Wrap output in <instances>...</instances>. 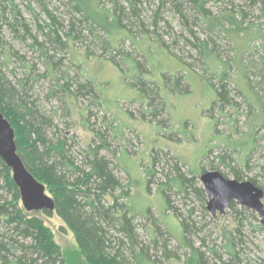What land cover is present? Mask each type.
<instances>
[{"label":"rangeland","instance_id":"374dc122","mask_svg":"<svg viewBox=\"0 0 264 264\" xmlns=\"http://www.w3.org/2000/svg\"><path fill=\"white\" fill-rule=\"evenodd\" d=\"M11 1L39 41L43 38L38 25L46 18L43 5L62 24L60 35L66 31L70 18L66 1ZM101 1L109 6L108 0ZM138 9V19L130 15L126 22L132 24L130 37L138 43L145 36L149 43L161 41L164 49L156 51L150 46L147 49L145 40L140 46L126 39L121 41L120 51L130 53L141 63L145 73L142 89L152 101L144 100L139 88L132 87L133 79L106 61L109 52L101 51L91 38L84 43H70L67 51L48 48L49 56L53 55L51 60L60 61L61 66L47 72L37 47H30V42L13 41L6 27L1 31L5 54L0 57L1 60L6 57V65L0 69L4 86L15 90L17 106L21 101L20 105L34 111L38 121H45L40 132L47 140H65V158L80 164L86 151L103 141L98 155L108 161L120 187L130 188L127 205L134 212L147 210L149 213V219L136 214L133 221L138 242L147 247L149 254L157 255L164 264H185L190 252L185 248L187 243L203 253L209 264L216 261L209 250H214L227 264H264V228L258 215L246 208L243 211V207L235 204L222 215L211 216L206 210L208 199L198 180L200 174L213 168L212 171L230 180H234L233 173H238L242 176L241 182L249 181L264 192V123L247 88L249 83L253 92L261 90L256 69L258 62L264 60L261 40L246 43L233 40L222 31L209 33L188 0H162L161 3L152 0ZM204 9L211 15L243 11L247 16L245 25L264 27V15L247 0H209ZM201 42L207 44L219 61L228 64L223 81L219 82L218 71L206 72L213 63L208 61V67L202 64L197 49ZM142 49H147L148 54ZM87 51L90 54L86 56ZM12 54L15 56L11 57ZM120 66L126 70L123 64ZM87 77L96 87L99 104H91L90 98L79 94L73 96L76 83L84 82ZM173 79H179L177 92L170 88ZM209 84L218 91V98ZM159 104L164 106L163 111L158 117H152L150 113L157 111ZM85 120L88 122L83 123ZM97 136L102 138L99 140ZM122 153L125 154L120 156ZM176 166L181 173L197 180L182 193L168 188L165 198L171 207L163 213L165 205L158 191L166 176L174 175ZM150 168L154 174L149 178L151 183L146 193L143 172ZM197 189L203 192L201 198L196 194ZM0 190L1 205L4 200L10 201V196ZM119 191L120 188L115 189L113 197ZM105 198L109 204L113 202L109 195ZM121 202L119 199L118 203ZM262 204L264 207V196ZM174 213L188 223L185 243L180 236V220L174 218ZM36 215L52 231L65 259L79 251L72 232L54 211L50 216L42 212ZM151 220L158 221V233L162 236L153 233ZM227 236L237 240L238 262H228L224 253ZM9 238L26 244L23 242L26 239L2 226L0 240ZM152 238L159 245L166 244L168 258H162V249L151 248ZM109 239L114 243L113 237ZM19 253L15 251V255ZM79 259L85 263L83 256Z\"/></svg>","mask_w":264,"mask_h":264},{"label":"trees","instance_id":"16d2710c","mask_svg":"<svg viewBox=\"0 0 264 264\" xmlns=\"http://www.w3.org/2000/svg\"><path fill=\"white\" fill-rule=\"evenodd\" d=\"M64 1L67 2L70 8V18L66 31L62 33L63 35H60L63 29L62 24L58 23L52 13L43 5L42 9L46 18L42 21V24L38 25L39 33H41L43 38L39 41V38L30 32L28 24L25 23L15 4L11 0H0V53L2 54L0 57L5 54L1 47V45H4L1 35L3 27L9 30L13 41L22 44L30 42V47H37L47 72L56 71L61 66L60 61L53 62L51 60L53 55L52 57L49 56L48 48H60L67 51L70 43H84V41L91 38L92 43L99 46L101 51L109 52V55L106 56L108 59L106 61L111 62L124 76L133 79L132 87L139 88L144 100L152 101L151 96L147 94L146 90L142 89L145 73L141 63L130 53H122L120 51V43L126 39L135 45H140L139 43L145 40L147 45H144V47L146 46L147 49L149 46L155 48L154 50L156 51L164 49L161 41L156 40L149 43L146 36L139 43L136 42L134 38L130 37L132 24L126 23L129 21L130 15L138 19V8L143 3L147 4V1L150 2L152 0H108L109 6L104 5L101 0ZM157 1L162 2V0ZM188 1L192 4L193 10L205 24L209 33L217 30L222 31L228 36H232L233 40L246 43L260 39L264 47V27H254L250 23L245 25L244 22L247 16L243 11L233 12L229 10L221 12L219 15H211L204 9L205 4L209 0ZM247 1L251 7H254L261 15H264V0ZM37 23L39 24V21ZM147 49L142 50L148 54ZM197 49L203 65L208 67V61L213 63V66L209 67L206 72L211 70L213 74V72L218 71L219 82L223 81V72L228 68V64L219 61L204 42L198 43ZM89 54L88 51L85 53L86 56ZM14 56V54L11 55V57ZM117 57L118 60L116 59ZM5 58L0 59V69L6 65ZM147 59L149 60V58ZM120 63L126 67V70H122ZM256 69L258 72L257 78L260 80L258 85H261V90H259V93L253 92L249 83H247V88L250 91V95L254 96V103L257 105V110L261 116L260 121L264 123L263 59L258 62ZM218 75L215 73L214 76ZM4 84L5 82L0 74V113L13 129L17 154L27 171L37 182L44 186L45 193L53 200L54 212L72 232L79 251L71 253L68 259H65L59 246L54 241L52 231L36 215V213L42 212L44 215L50 216L51 212H27L23 209L18 189L12 181L10 170L0 160V189L10 196V201L4 200L0 205V217H2L0 228L4 226L5 230L16 232L19 237L26 239L23 240V242L26 241V244L12 238L6 241L0 240V263L164 264L160 257L149 254L147 247L145 248L143 243L138 242V236L133 226L134 218L136 214H141L145 219H149V213L147 210L145 212H134L127 205L130 188L120 187L113 171L109 167L108 161L98 155L97 150L103 148V141L101 140L102 144L100 143L97 147L88 149L80 164L74 163L70 158H65V140L59 139L55 142L47 140L40 132L42 124L46 125L45 121L43 119L38 121L34 111L20 105L21 101L17 106L15 90L4 86ZM151 84H153V81ZM171 84V91L178 90L179 79H173ZM76 85V91L73 96L79 94L82 97L90 98L91 104L94 105L101 102L95 95L97 92L96 87L88 77L84 82L79 81ZM208 87L213 89L216 98H218L219 93L214 90L213 85L209 84ZM8 93L9 97L7 96ZM12 97L15 98L14 101L10 100ZM162 106L159 104V109L153 111L150 115L155 118L158 117L160 112L163 111L164 106ZM26 117H29L28 121ZM84 122H88V120ZM97 138L100 140L102 137L97 136ZM123 154L125 153L120 154V156ZM212 170L214 169L212 168ZM153 171L150 168L148 170L145 169L143 172L146 193L151 183L149 178L154 174ZM174 171L175 173L172 177L166 176L163 187L159 188L158 191L165 205L163 213L171 207L168 198H165V192L168 188L182 193L195 185L194 182L197 180L181 173L177 166ZM233 179L241 181L242 176L238 173H233ZM117 188H120L119 194L113 197V193ZM197 190L196 194L201 198L203 192L201 189ZM105 195H109L113 202L109 204ZM119 199L122 200L121 203H118ZM235 206V202L232 201L229 209H233ZM242 210L247 211L245 208H242ZM174 214H172L174 218L176 217L180 220L178 222L180 236L182 242L185 243L184 237L189 229L188 223L178 213ZM151 221L154 226L153 233L162 236L158 233V221ZM110 237H113L114 243L111 242ZM235 240V238H230L229 236L225 239L224 253L230 260L228 262L239 261L236 251L237 242ZM165 245L164 243L159 245L157 240L153 239L151 248L155 251L159 248L162 249V258H168L170 254ZM185 248L190 250L188 257L185 259V264H209L204 258V254L198 249L195 250L187 243ZM16 250H19V255H15ZM209 252L216 257V261L212 264H227L224 262L223 257L216 255L214 250H209ZM79 256L85 258V263L81 262ZM9 257H12V259H9Z\"/></svg>","mask_w":264,"mask_h":264},{"label":"water","instance_id":"95a60500","mask_svg":"<svg viewBox=\"0 0 264 264\" xmlns=\"http://www.w3.org/2000/svg\"><path fill=\"white\" fill-rule=\"evenodd\" d=\"M0 160L10 170L12 181L18 189L20 203L27 212L54 211L53 200L45 193L44 186L27 171L17 154L14 132L0 113ZM207 197L206 210L211 216L222 215L234 201L259 217L264 228L263 191L249 181L224 178L217 171L203 172L198 178Z\"/></svg>","mask_w":264,"mask_h":264},{"label":"bare ground","instance_id":"6f19581e","mask_svg":"<svg viewBox=\"0 0 264 264\" xmlns=\"http://www.w3.org/2000/svg\"><path fill=\"white\" fill-rule=\"evenodd\" d=\"M258 188V187H257ZM260 189V188H259ZM263 191V190H262ZM263 196H264V192H263ZM263 199V198H262ZM262 199H261V202H262ZM234 202V201H233Z\"/></svg>","mask_w":264,"mask_h":264},{"label":"flooded vegetation","instance_id":"af4514ba","mask_svg":"<svg viewBox=\"0 0 264 264\" xmlns=\"http://www.w3.org/2000/svg\"><path fill=\"white\" fill-rule=\"evenodd\" d=\"M231 202H232V201H231ZM231 202H230V203H231ZM235 204H236V203H235ZM229 205H230V204H229ZM228 208H229V207H228ZM228 208H227V209H228Z\"/></svg>","mask_w":264,"mask_h":264}]
</instances>
